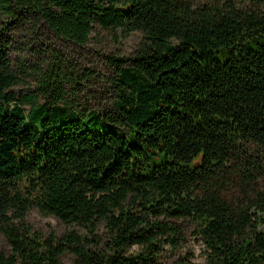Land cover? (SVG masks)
I'll return each mask as SVG.
<instances>
[{"label":"trees","instance_id":"1","mask_svg":"<svg viewBox=\"0 0 264 264\" xmlns=\"http://www.w3.org/2000/svg\"><path fill=\"white\" fill-rule=\"evenodd\" d=\"M0 12L7 30L44 25L77 45L96 24L141 35L107 59L110 107L95 110L63 87L96 75L59 54L16 72L0 31V264H264V0H0ZM18 72L38 86L16 99ZM31 209L64 233L33 229Z\"/></svg>","mask_w":264,"mask_h":264},{"label":"rangeland","instance_id":"2","mask_svg":"<svg viewBox=\"0 0 264 264\" xmlns=\"http://www.w3.org/2000/svg\"><path fill=\"white\" fill-rule=\"evenodd\" d=\"M208 1L200 0L202 4ZM234 1L248 3V0ZM6 26L8 27L6 17L0 12V31L8 41L6 46L8 58L16 72L20 63L28 65V72L38 65L47 69L59 54L61 58H65L75 66L77 72L90 71L91 74L96 75L87 82H82V85L78 86L71 81L64 83L63 87L66 100L78 107L95 110L110 107L111 87L106 79L111 75V70L107 59L111 56L119 58L129 56L141 41L139 33L127 32L121 28L105 29L97 24L94 25L89 41L83 45L58 38L44 25H20L9 30L5 29ZM17 79L16 84L11 87L16 99L20 95L35 93L38 81L33 74L18 72ZM26 220L33 229L43 235L54 232L60 236L65 231V226L59 220L53 216L43 215L37 209H31L26 215ZM185 227L188 247L194 250L196 260L199 261L202 244L193 238L191 227ZM6 247V242L0 233V251L5 250ZM61 260L63 264H73L74 258L71 254L65 253Z\"/></svg>","mask_w":264,"mask_h":264}]
</instances>
